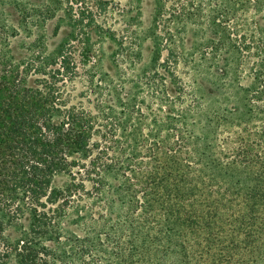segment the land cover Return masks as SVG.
Wrapping results in <instances>:
<instances>
[{
    "label": "rangeland",
    "instance_id": "1",
    "mask_svg": "<svg viewBox=\"0 0 264 264\" xmlns=\"http://www.w3.org/2000/svg\"><path fill=\"white\" fill-rule=\"evenodd\" d=\"M4 69L93 116L101 150L39 236L25 211L0 239L42 264H264V0H0Z\"/></svg>",
    "mask_w": 264,
    "mask_h": 264
},
{
    "label": "trees",
    "instance_id": "2",
    "mask_svg": "<svg viewBox=\"0 0 264 264\" xmlns=\"http://www.w3.org/2000/svg\"><path fill=\"white\" fill-rule=\"evenodd\" d=\"M15 74L0 70V212L7 216L0 218V232L4 223L12 226L27 211L34 238L53 222L50 215L55 210L49 213L48 205L67 208L83 189L75 176L83 169L88 176L89 163L97 165L94 152L100 153L101 148L93 141V116L76 108L55 116L60 107L53 90L45 92L29 85L25 75ZM58 174L68 175L71 181L55 186ZM0 240V264L11 250L16 264L46 263L32 239H19L13 245L6 236Z\"/></svg>",
    "mask_w": 264,
    "mask_h": 264
}]
</instances>
